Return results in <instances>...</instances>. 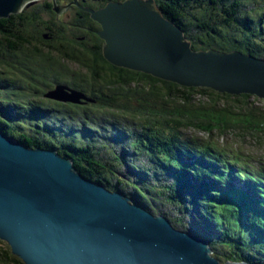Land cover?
Wrapping results in <instances>:
<instances>
[{
    "label": "trees",
    "instance_id": "trees-1",
    "mask_svg": "<svg viewBox=\"0 0 264 264\" xmlns=\"http://www.w3.org/2000/svg\"><path fill=\"white\" fill-rule=\"evenodd\" d=\"M108 1L82 4L95 8ZM155 2L193 49L239 50L264 59V0ZM52 7L53 0H37L0 17V132L70 157L83 177L208 239L221 262L264 264V165L254 167L241 152L230 154L210 137L183 132L193 126L211 136L239 127L259 137L264 109L250 94L180 86L115 66L103 56L99 25L88 12L76 5L64 22ZM71 62L79 67L69 69L65 63ZM56 83L93 100L45 98ZM0 243V264H25L5 240Z\"/></svg>",
    "mask_w": 264,
    "mask_h": 264
},
{
    "label": "water",
    "instance_id": "water-1",
    "mask_svg": "<svg viewBox=\"0 0 264 264\" xmlns=\"http://www.w3.org/2000/svg\"><path fill=\"white\" fill-rule=\"evenodd\" d=\"M36 1L0 0V17ZM73 3L98 23L102 54L111 64L180 86L264 100L263 58L239 50L193 49L155 0H110L95 8ZM62 6L53 0L56 13ZM43 96L69 103L93 100L64 83ZM0 239L25 264H256L221 262L206 238L83 177L70 157L1 132Z\"/></svg>",
    "mask_w": 264,
    "mask_h": 264
},
{
    "label": "rangeland",
    "instance_id": "rangeland-1",
    "mask_svg": "<svg viewBox=\"0 0 264 264\" xmlns=\"http://www.w3.org/2000/svg\"><path fill=\"white\" fill-rule=\"evenodd\" d=\"M48 16L49 15H47V17ZM59 16H60V20L70 19V17L67 16L66 13H62ZM65 64L71 70H75L79 67L78 64L74 62L65 63ZM195 98L196 101H198L200 96L199 98L198 96H196ZM250 98L252 102H254V105L260 107L261 110L262 108L264 109L263 99L255 96H251ZM258 117L264 118L262 117V114L259 115ZM237 118L238 117L234 114H228V119L234 120ZM219 130H214L211 136H209V133L206 130L199 129L193 126L184 128L183 132L185 134L191 133L193 135H196L198 138H202V139H208L210 137L213 141H216L218 144L225 145L230 154H233L237 151L241 152L243 154V157L250 159L249 163L254 167H259L261 165L259 162H262V166L264 165V135L263 134H261V136L259 137H256L255 135H251L241 131L239 127L235 129H230L229 131H219Z\"/></svg>",
    "mask_w": 264,
    "mask_h": 264
},
{
    "label": "flooded vegetation",
    "instance_id": "flooded-vegetation-1",
    "mask_svg": "<svg viewBox=\"0 0 264 264\" xmlns=\"http://www.w3.org/2000/svg\"><path fill=\"white\" fill-rule=\"evenodd\" d=\"M57 1V3H59V4H61V5H64V6H62L61 8H60V11H59V14L58 15H60V14H62V13H66L67 14V16H69L70 17V19H71V17H72V15H73V12L74 13H76L77 12V10L75 9V7H76V5L77 4H75V3H73V0H56ZM83 1L84 0H81V2L83 3ZM79 2V1H78ZM80 3V2H79ZM82 3H80L81 5H84V4H82ZM69 19V20H70ZM59 20V19H58ZM68 20V21H69ZM64 22H67V19L66 20H64ZM99 28V27H98ZM97 28V29H98ZM96 29V30H97ZM95 30V31H96ZM77 41H83V36H81L80 37V39H78Z\"/></svg>",
    "mask_w": 264,
    "mask_h": 264
},
{
    "label": "bare ground",
    "instance_id": "bare-ground-1",
    "mask_svg": "<svg viewBox=\"0 0 264 264\" xmlns=\"http://www.w3.org/2000/svg\"><path fill=\"white\" fill-rule=\"evenodd\" d=\"M26 124H27V122H26ZM82 124V123H81ZM77 125V124H76ZM79 126H81V125H79ZM77 127V126H76ZM55 128V127H54ZM74 131V130H73ZM67 140V139H66ZM70 140V139H69ZM142 175V174H141ZM94 183H96V184H100V183H97V182H95V181H93ZM100 185H102V184H100ZM103 186V185H102ZM105 187V186H104ZM106 188V187H105ZM108 189V188H107ZM110 190V189H109ZM117 191V190H116ZM207 241H208V243H209V245H210V242H209V240L207 239Z\"/></svg>",
    "mask_w": 264,
    "mask_h": 264
},
{
    "label": "clouds",
    "instance_id": "clouds-1",
    "mask_svg": "<svg viewBox=\"0 0 264 264\" xmlns=\"http://www.w3.org/2000/svg\"><path fill=\"white\" fill-rule=\"evenodd\" d=\"M54 85H55V84H54ZM54 85H53V86H54ZM53 86H52V87H53ZM76 89H77V88H76ZM85 94H86V93H85ZM86 95H87V94H86ZM87 96H88V95H87ZM155 214H158V213H155ZM0 240H1V239H0Z\"/></svg>",
    "mask_w": 264,
    "mask_h": 264
}]
</instances>
